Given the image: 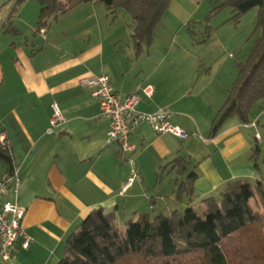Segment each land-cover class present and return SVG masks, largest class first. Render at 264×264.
Listing matches in <instances>:
<instances>
[{
	"label": "crops",
	"instance_id": "obj_1",
	"mask_svg": "<svg viewBox=\"0 0 264 264\" xmlns=\"http://www.w3.org/2000/svg\"><path fill=\"white\" fill-rule=\"evenodd\" d=\"M98 4L81 3L37 30L41 6L26 2L13 19L17 34L3 28L10 13L0 19V141L10 147L19 168L17 203L26 209L22 227L32 239L28 250L19 239L13 259L0 257V264H58L68 237L93 210L114 214L118 228L125 230L140 214L170 216L189 207L205 213L203 201L219 199L229 182L264 178V128L251 126L264 127V98L251 110L250 124L233 117L211 136L237 69L206 66L194 47L175 51L176 38L166 31L137 55L131 36L123 43L122 34L132 32L130 16L123 10L111 15L105 7L113 21L102 23ZM29 11H36V23L26 24ZM86 11L69 21L68 16ZM167 15L184 24L189 19L174 0ZM185 39L192 44L187 33ZM101 75L110 77L122 98L140 95V111L166 110L170 122L190 138L158 135L144 124L132 131L133 154L108 145L110 121L100 118L99 99L80 85L83 77ZM146 85L154 89L150 99L141 93ZM54 105L64 120L49 132ZM256 144L261 150L257 159ZM178 157L187 162V170L168 169L159 180L162 167ZM7 172L0 161V176ZM132 172L134 183L124 191ZM192 172L197 174L193 195L179 197L177 185ZM122 219L128 221L124 229Z\"/></svg>",
	"mask_w": 264,
	"mask_h": 264
},
{
	"label": "trees",
	"instance_id": "obj_2",
	"mask_svg": "<svg viewBox=\"0 0 264 264\" xmlns=\"http://www.w3.org/2000/svg\"><path fill=\"white\" fill-rule=\"evenodd\" d=\"M30 1L41 6L37 30L81 3H102L111 15L123 10L133 22L131 38L138 55L145 45L150 46L172 0H68L65 5L59 0H10L13 8L3 24L6 32L17 34L13 19L18 8ZM220 1L218 10L230 8V20L236 24L243 15L258 9L257 28L261 35L248 61L238 65L234 86L212 123L213 137L233 117L250 124L251 110L264 98V0ZM253 152L257 159L261 152L258 144ZM0 161L7 165V174L13 171L14 158L5 142H0ZM187 166L178 157L162 167L158 178L168 169L177 168L183 174ZM196 177L192 172L186 182L177 185L179 197L193 195ZM203 204L204 217L192 207L170 216L140 214L128 222L125 230L118 228L114 214L93 210L68 237L64 257L58 264H264V178L254 183L229 182L219 199L210 197Z\"/></svg>",
	"mask_w": 264,
	"mask_h": 264
},
{
	"label": "built area",
	"instance_id": "obj_3",
	"mask_svg": "<svg viewBox=\"0 0 264 264\" xmlns=\"http://www.w3.org/2000/svg\"><path fill=\"white\" fill-rule=\"evenodd\" d=\"M80 85L89 89L92 96L99 99L100 118L110 121L107 144L118 146L121 154L135 152L132 131L144 124L158 135L169 134L183 141L190 138L189 133L170 122V114L166 110L154 113L140 111L138 109L140 95L138 94H130L122 98L107 75L83 77ZM141 93L146 98H152L153 86L142 87ZM53 111L49 132H52L64 120L56 105L53 106ZM251 126L256 127L257 123L253 122ZM256 139L260 140L258 134ZM132 175V178L127 180L124 191L133 185L136 174L132 172ZM21 187L22 179L17 166H14L11 173L0 176V257L4 262H10L13 259L15 245L19 239H22V247L25 250L29 249L32 241L22 227L26 209L17 203Z\"/></svg>",
	"mask_w": 264,
	"mask_h": 264
},
{
	"label": "rangeland",
	"instance_id": "obj_4",
	"mask_svg": "<svg viewBox=\"0 0 264 264\" xmlns=\"http://www.w3.org/2000/svg\"><path fill=\"white\" fill-rule=\"evenodd\" d=\"M59 1L63 5L68 3V0ZM174 1L184 9L187 14L185 17H189V19L184 24L182 20L181 22L177 19H173L169 15L164 16L154 31L153 40L161 36L160 33H165L166 31V34H168L170 38H176L177 46L175 47V51L192 50L194 47L195 50L193 51L202 56L206 62V66L234 68L235 70L237 69L236 75L238 76V65L245 64L248 61L251 51L261 35V31L257 28L258 9H253L243 15L240 23L236 24L234 21L230 20L233 15L230 8H222L218 10V7L221 6L220 0ZM6 3L7 5L0 13V19L4 16V20L7 18L10 13L9 10L12 9L13 6L9 3V0H0V7ZM30 4L39 5L37 2L31 3V1ZM96 9L98 10V18L102 23H106V20L107 24L113 21V16L106 17L107 11L104 4H98ZM89 12L90 11L80 14L76 13L74 14V17L68 16V19L72 22L77 20V18L84 17L83 15L88 14ZM28 15L29 16L24 19L26 24L37 22L36 11H34V15L32 14V11H29ZM121 19L122 18L120 17L117 20L121 21ZM19 24L20 23H18V25ZM107 24L103 26L104 29L106 26L108 27ZM1 25L2 20L0 21V26ZM186 33L193 40L192 44L185 39ZM131 34L132 32L130 30L122 34L124 44H127L130 41ZM256 127H258L259 130L264 128L262 125H257ZM261 168L262 172H264L263 162H261ZM252 205L255 206V201H252ZM197 212L202 217L205 216L202 209H197ZM151 216L155 217L157 215L151 214ZM121 222L122 223L119 225L124 229L128 221L122 219Z\"/></svg>",
	"mask_w": 264,
	"mask_h": 264
}]
</instances>
